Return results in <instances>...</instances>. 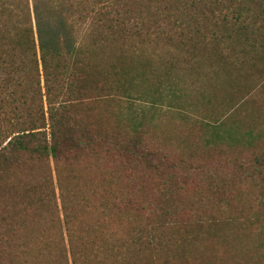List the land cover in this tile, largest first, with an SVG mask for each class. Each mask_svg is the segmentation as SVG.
Returning <instances> with one entry per match:
<instances>
[{"label": "trees", "instance_id": "1", "mask_svg": "<svg viewBox=\"0 0 264 264\" xmlns=\"http://www.w3.org/2000/svg\"><path fill=\"white\" fill-rule=\"evenodd\" d=\"M138 43L255 71L203 123L225 160L172 158L112 116ZM261 107L264 0H0V264H264V119L237 126Z\"/></svg>", "mask_w": 264, "mask_h": 264}, {"label": "rangeland", "instance_id": "2", "mask_svg": "<svg viewBox=\"0 0 264 264\" xmlns=\"http://www.w3.org/2000/svg\"><path fill=\"white\" fill-rule=\"evenodd\" d=\"M89 51L100 55V50L93 46L88 51L83 49L82 55ZM127 51L126 61L122 59L126 65L122 66L124 72L114 76L119 90L107 96L112 99V116L123 123L130 124V119L137 127L142 125L157 137L160 147L171 151L172 158L191 155L199 160H214L213 163L225 160L229 155L204 149L208 132L203 123L220 120L232 99L254 86L255 71L252 77L223 71L214 59L205 60L202 53L192 63L183 51L162 44L138 43ZM109 54L108 50L101 53ZM259 110L239 112L237 126L241 135L260 129L264 108ZM253 243L254 239L249 237L243 244Z\"/></svg>", "mask_w": 264, "mask_h": 264}]
</instances>
